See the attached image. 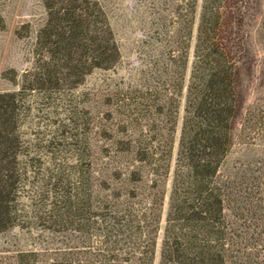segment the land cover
Instances as JSON below:
<instances>
[{"label":"trees","instance_id":"obj_1","mask_svg":"<svg viewBox=\"0 0 264 264\" xmlns=\"http://www.w3.org/2000/svg\"><path fill=\"white\" fill-rule=\"evenodd\" d=\"M43 1L48 17L38 32V66L20 91L0 92V232L21 223L25 89L77 88L94 69L113 68L121 58L114 28L98 0ZM197 2L183 0L178 26L168 31L178 48L168 45L167 57L155 67L153 85L136 88L145 103L136 91L134 96L119 93L120 100L141 106L146 122L137 119L116 129L103 128L106 143L99 169L87 142L77 170L78 201L68 196L71 205L66 210L81 240L51 264H154L183 97L159 264H264V231L247 233L242 212L244 199L261 206L260 198L241 200L240 184L220 178L241 107L238 65L224 42L225 0L202 2L187 78ZM250 211L251 222L260 218ZM35 255L23 252L22 263L32 264L29 257Z\"/></svg>","mask_w":264,"mask_h":264},{"label":"rangeland","instance_id":"obj_2","mask_svg":"<svg viewBox=\"0 0 264 264\" xmlns=\"http://www.w3.org/2000/svg\"><path fill=\"white\" fill-rule=\"evenodd\" d=\"M98 1L114 28L120 61L110 69H94L77 88L25 89L20 118L19 158L25 172L18 200L21 223L0 232V264H23L20 255L29 251L36 253L30 263L51 264L81 240L76 239L78 232L66 210L71 205L68 196L78 201L77 170L87 142L99 169L106 143L103 128L146 122L141 106L120 100L119 93L134 96L136 88L153 85L155 67L167 57L168 45L178 48L168 31L178 26L176 15L183 12V0ZM202 2L198 0L195 12L187 78ZM223 11L224 42L238 65L241 107L233 124L234 145L221 165L220 178L240 184L241 200L260 198L262 207L249 199L242 202L248 220L245 231L258 235L264 231V0H225ZM47 17L43 0H0V92H18L29 83L40 58L38 32ZM135 96L142 98L143 92L137 90ZM184 104L183 97L154 264L160 261ZM248 208L260 218L251 222Z\"/></svg>","mask_w":264,"mask_h":264}]
</instances>
